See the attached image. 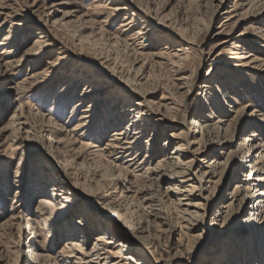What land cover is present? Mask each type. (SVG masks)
<instances>
[{
	"label": "rangeland",
	"instance_id": "1",
	"mask_svg": "<svg viewBox=\"0 0 264 264\" xmlns=\"http://www.w3.org/2000/svg\"><path fill=\"white\" fill-rule=\"evenodd\" d=\"M240 1L0 0V13L8 14L0 15V45L4 47L0 50V129L14 130L11 127L14 117L23 113L22 121L27 118L29 123L28 134L24 136L34 137L24 150L11 138L3 140L0 147V264H27L24 255L29 249L23 244L31 231L23 229L25 222L19 216H29L38 207L39 193L47 186L45 179L34 175L37 170L44 172L43 165L39 166L44 160L36 150L41 146H56L60 136L65 143L60 150H65L72 161L80 160L82 156L92 157V160H81L74 172L75 180L81 182L86 196L110 192L116 188V179L123 176L129 179L130 174H135L131 179L134 180L135 193L131 195L134 203H146L153 196L155 213L169 219H159L163 223L165 252L154 247L155 257L183 256L186 263L182 264L192 261L211 264L206 260L211 253L217 256L230 242H235L230 233L221 242L217 237L224 228L236 226L240 220L223 221L224 224L213 232L217 208L214 205L208 210L206 202L197 197L192 198V202L199 207L194 209L199 216L181 218L175 211L180 200L178 194L171 193L172 183L145 171L155 168L169 151L171 145L166 147L167 134L175 133L179 135L177 141L185 143L186 138L182 136L186 131L185 121L201 111L206 86L215 85L218 89L212 92L233 106L235 112L227 111L229 107L224 106L226 111L218 114L229 121L227 136L236 139L234 148H238L241 141L253 142L255 135L264 143V42L260 45L253 37L259 35L257 32L264 35V0L249 10L237 9L235 5ZM53 21L61 26L54 28ZM219 32L233 33L235 38ZM46 35L50 36L46 38ZM36 40L54 41L56 45L46 48L39 57L22 61L21 67L12 73L4 72V62L19 60ZM59 47L67 53L61 55ZM167 51L187 53L188 58L175 64L169 58L158 57ZM243 51L251 52L260 62L254 68L233 71L227 64L232 63L230 58ZM54 60L58 64L55 68L48 64ZM136 67L146 69V90L151 92L154 110L160 111L162 115L158 117L164 121L157 129L150 130L149 136L156 139L151 149L155 153L153 159L141 164V161L137 162L138 158L134 161L120 153L114 162L127 165L129 171L116 176L115 167L97 156L112 142L111 135L118 125L128 128L130 138L139 143L138 150L149 152V145L143 146L140 137L131 133L127 116L125 119L122 115L129 103L123 101V95L127 96L129 92L123 90L112 76L115 72L132 74ZM47 69L48 73L38 79L39 83L31 79L34 74L44 73ZM224 70L231 76H223ZM196 86H200L199 91L189 95L187 91ZM165 104L172 109L167 110L162 106ZM114 108L121 117L111 116ZM67 126L77 130L72 138L70 133L60 131ZM46 128L50 131L44 133ZM43 135H46L44 140ZM216 136L215 131L206 137L197 134L190 150L208 153V144ZM192 158L187 155L186 160ZM101 169L115 177L97 181ZM197 169L206 168L200 163ZM224 180L229 182L228 177ZM234 183L229 182V190ZM215 187V184L211 185L205 195L213 194ZM125 205L121 211L130 221L138 222L139 227L152 219L141 209L132 207L131 202ZM237 207L239 204L230 206L229 214L232 215ZM89 209L94 211L93 207ZM188 221L193 224L188 226ZM97 227L95 223L92 225V237L86 248L93 247L90 244L98 234ZM43 234L47 236L46 231ZM50 240L53 244L50 254L63 251L62 236ZM235 254L236 257L240 255L237 251ZM233 258H229V264L237 262Z\"/></svg>",
	"mask_w": 264,
	"mask_h": 264
},
{
	"label": "bare ground",
	"instance_id": "2",
	"mask_svg": "<svg viewBox=\"0 0 264 264\" xmlns=\"http://www.w3.org/2000/svg\"><path fill=\"white\" fill-rule=\"evenodd\" d=\"M261 2L263 0H241L235 7L239 10L246 8L249 10ZM219 8L220 6H218L217 11H219ZM0 15L8 16L7 13L4 14L3 12ZM19 24L20 21L17 22V25ZM59 25L60 23L55 21L52 23L54 28ZM257 33L259 35L254 34L253 37L257 38V43L261 45L264 42V35L261 34L262 32ZM219 34L235 38L233 33L219 32ZM49 36L46 35V38ZM1 45L0 50L4 48ZM55 45L54 41L46 43L36 40L33 47L28 48L19 60L5 61L4 72L12 73L15 68L21 67L22 61L39 57L40 54L46 51V48ZM59 50L62 52H60L61 55L67 53L64 52L63 47H59ZM158 57L163 60L169 58L176 64L186 60L188 54L167 51ZM230 59L232 63L227 64V66L237 72L245 68H254L259 61L254 54L247 51H243ZM48 64L53 68L58 65L55 60L54 62H48ZM181 71L182 69L179 72ZM47 73L48 69L44 73L34 74L31 79L37 84L40 82L38 79ZM223 74H225L223 76H231L227 70H224ZM112 76L115 82L122 86L123 90L129 92L127 96L123 95L125 98L122 97L123 101L129 102L127 107L123 110L120 109L123 111L122 115L125 119L127 116L129 128L132 130L131 133H134L135 137H140L145 144L143 146L149 145L148 153H144L141 149L138 150L139 143L130 138L128 128L118 125L111 135L112 142L107 148L101 150L103 152H99L97 156L103 162L105 161L115 167L116 176H118L119 173L125 175L129 171L127 165L122 166L121 163L118 165L114 162L120 153L129 159H134V161L138 158L137 162L140 163L141 161V164H147L151 158L153 159L155 153L151 149L153 143H156V139L154 140L153 137L149 136L150 130L157 129L158 124L164 120L158 117L162 114H160V111L154 110L155 103L150 100L152 94L146 90L148 81L146 69L140 70L136 67L132 74L120 75L115 72ZM205 88V102L200 107L201 111L189 121H185L186 131L182 133L184 134L182 136L186 138L185 143L182 144L177 141L179 135L175 133L167 134L166 147L171 145L169 151L165 152L164 158L155 168H147L145 172L159 175L164 181L169 180L172 183L171 193L178 194L180 200L177 203V208H174L181 218L186 220L194 215L199 216L194 211L199 207L192 202V198L197 197L206 202L208 210L214 208V205L217 208L213 219V227H215L213 232H215L217 226L223 225L227 221L240 220L238 225L224 228L219 233L217 240L220 242L230 233L236 244L233 245L235 242L233 244L230 242L220 253H217V256H212L214 252L211 253L206 259L211 264H226L231 257H234L233 260L237 261L235 264H264V143L259 140V136L255 135L253 137H256V139L253 142H249V140L247 142L241 141L238 148H234L236 139L227 136L228 129L226 128L229 127V121L222 119L224 115L218 114V112L223 114L226 111L224 106L230 108L227 111L235 112L232 109L233 106L226 103L224 98L220 99L212 92L218 89L215 85L211 88L208 86ZM199 89L200 86H196L189 89L187 93L190 95L199 91ZM162 106L167 110L172 109L168 104ZM112 115L121 117L119 111L116 112L115 108L111 111ZM249 115L254 117L250 113ZM23 118V113L14 117L13 126H11L14 130L12 131L6 128L0 129V147L2 141L7 138H11V141L15 145H20L23 150L27 148V144L34 141V137L24 136L28 134L27 127L29 123L27 118L26 121H22ZM49 131L50 129H44V133ZM60 131L63 134L70 133L71 138L77 132V130L68 128V126ZM214 131L217 136L210 140L208 153L200 150H190L193 145V138L197 134H203L206 137ZM220 132L222 133L220 134ZM42 138L44 140L46 135H43ZM62 141V136H60L58 141L55 142L56 146L50 148L41 146L37 148L39 150H36L41 159L44 160L39 165H43L42 170L44 172L37 170L34 175L41 180L45 179L47 186L39 193L38 207L29 216H19V219L25 222L23 229L29 230V233L31 231L30 236L25 239L23 244V247L29 249L25 251L24 255V261L27 264L186 263L183 256L166 259L155 257L156 251L153 252L152 250L154 247L158 251H164L162 243L163 223H160L159 219H169L165 215L155 213L153 196L146 203L144 201H142L143 203L133 202L131 195L135 193V189L133 188L134 180L131 179L134 178L135 174H130L131 178L129 179H126V176L116 179L114 183L116 188L110 192L106 190L105 192H96L91 196H86L87 194L84 193L81 182L78 179L75 180L74 172L82 162L81 160H92V157L82 156V159L72 161L65 154V150H60L65 146ZM187 155L193 158L186 160ZM227 156L229 157L227 158ZM200 163H203L205 170L199 171L197 169ZM45 170L49 171L50 174L46 173ZM101 170L97 174V181H105L107 178L112 179L115 177V175L110 173L108 175L105 170ZM37 172L38 174H36ZM224 177H228L229 182L235 181L231 190L228 188L229 182H225ZM213 184L216 185L213 194L205 195ZM129 202L132 203V207L141 209L147 218L148 216L152 218L146 220V224L140 226L141 228L138 222L130 221L126 218V214L121 211L124 205ZM238 204L239 207L232 213L233 216L230 215L228 212L230 206L233 208L234 205ZM74 207H76L75 211L73 210ZM89 207H93L94 211ZM73 216L74 218L71 219ZM94 223L98 226V234L93 235L94 238L90 244L93 247L89 249L90 247H86L92 237L90 229ZM186 224L189 226L193 223L188 221ZM139 230H141V233H139ZM45 231L47 236L43 234ZM59 236L64 239V249L57 254H50L53 246L50 239L54 240ZM238 247H240V250ZM236 251L240 254L237 257ZM190 264L199 263L192 261Z\"/></svg>",
	"mask_w": 264,
	"mask_h": 264
}]
</instances>
